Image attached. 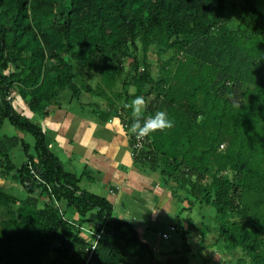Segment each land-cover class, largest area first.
Segmentation results:
<instances>
[{"label": "trees", "instance_id": "trees-1", "mask_svg": "<svg viewBox=\"0 0 264 264\" xmlns=\"http://www.w3.org/2000/svg\"><path fill=\"white\" fill-rule=\"evenodd\" d=\"M136 97L144 112L129 128L158 111L172 121L131 143L135 161L174 183L181 242L164 252L79 186L74 160L33 119L61 100L123 116ZM5 122L35 142L0 133V178L16 185L0 183V264H209L191 256L195 232L215 233L235 264H264V0H0ZM32 173L41 180L27 187Z\"/></svg>", "mask_w": 264, "mask_h": 264}, {"label": "crops", "instance_id": "crops-1", "mask_svg": "<svg viewBox=\"0 0 264 264\" xmlns=\"http://www.w3.org/2000/svg\"><path fill=\"white\" fill-rule=\"evenodd\" d=\"M14 99L19 110L29 113L20 95L14 96ZM144 106H141L139 113H125L122 116L109 110L98 113L91 106L82 107L61 100L48 108V116L34 114L33 119L45 127L48 141L54 145L53 150L61 152L68 160H74L76 165L73 168L78 175L84 176L79 186L82 188V183H88L90 189L106 196L114 204L115 216L132 222L142 237L154 243L157 251L164 252L177 248L181 242V233L168 230L169 225L178 223L180 204L172 192L174 183H164L159 170L153 169L145 161H135L136 157L133 156L131 143L136 131L135 126L128 128L127 122L141 118ZM65 207L66 203H61L63 211ZM77 218L71 220L76 222ZM93 228V225L85 226V237H88V230ZM164 233L169 234L168 239L163 236ZM200 234L197 232L194 235L199 237ZM194 235L189 236L191 256L196 255L192 247ZM210 237L214 238L212 246H221L215 233L205 237L202 234L200 252L202 242L205 244ZM215 251L218 255L224 252ZM211 259L216 261L215 258Z\"/></svg>", "mask_w": 264, "mask_h": 264}, {"label": "rangeland", "instance_id": "rangeland-1", "mask_svg": "<svg viewBox=\"0 0 264 264\" xmlns=\"http://www.w3.org/2000/svg\"><path fill=\"white\" fill-rule=\"evenodd\" d=\"M151 51H153V49L152 50L149 49V52H151ZM150 58L155 63L154 69H157L158 68V65H159V62L157 61V57L155 55H151ZM88 83H90L94 87V91H96V93L97 92L99 93V92L103 91V89H104V87L101 85L102 82H101V80L99 78H95V79L89 78L88 79ZM129 89H130L131 92L134 91V87L133 86L129 87ZM122 91L124 93V88H122ZM96 99L100 103H103V104H107L108 103V101L105 100L102 97L96 96ZM3 126H4V128L2 129L1 134H8L10 136L19 135L20 137L24 138L25 140H27L31 144V148H32L31 150H33V147L32 146L34 145L35 139H34V137L32 135L27 134V133L20 132L14 126H12L9 122H5ZM13 159H14V162L16 164L21 165L23 163V161L25 160L24 151L22 149H20V148L19 149H16L14 151V158ZM0 183L4 187L10 186V184L15 185L14 181L9 182L8 181V178H6V179L0 178ZM82 188H84L86 190H89V191H91L93 193L96 192V193L100 194L98 191L93 190V189H90L88 183H82ZM15 189H18V192H19L21 198H25L26 197L25 191H23L20 188H15ZM60 205H61V203H60ZM195 209L197 210L198 208L195 207ZM197 214H199V213H196L194 211V212L191 213V216L194 217L195 219L196 218L199 219V216ZM201 235L202 234H200L199 237L197 235H194V242L192 243V247H193V250H194L195 253L201 251V249H199L200 244H201V241H202L201 240L202 239L201 238ZM143 238H145V236H143ZM213 240H214V238L213 237H210V238H208L206 240V243L204 244V248L201 246V248H202V252H201L202 255L204 257L208 258L211 261V263H209V264H235L234 259L231 258V257H229V256H227L225 253H222L220 255L216 254L218 252L215 251V250L218 249V250H220L222 252V251H224V248H222L221 246H215V245L212 246L211 244L213 243ZM211 258H215L216 261H213L214 259L211 260Z\"/></svg>", "mask_w": 264, "mask_h": 264}, {"label": "clouds", "instance_id": "clouds-1", "mask_svg": "<svg viewBox=\"0 0 264 264\" xmlns=\"http://www.w3.org/2000/svg\"><path fill=\"white\" fill-rule=\"evenodd\" d=\"M133 104L135 105L134 113H139L141 106L144 104V100L142 97H136ZM171 126L172 121L167 118V114L163 111H158L153 117L144 120L142 125L137 123L134 131H136L137 136L142 137L148 135L150 132H155L158 129L163 130ZM127 127L129 128V125Z\"/></svg>", "mask_w": 264, "mask_h": 264}, {"label": "built area", "instance_id": "built-area-1", "mask_svg": "<svg viewBox=\"0 0 264 264\" xmlns=\"http://www.w3.org/2000/svg\"><path fill=\"white\" fill-rule=\"evenodd\" d=\"M135 140H136V147L139 148V147H141L142 144H143L144 136L139 137V136H137V134L135 133ZM31 179H32V180H28V181L26 182V186H27V187H32V186L34 185V182H35V181L40 182V180H41V176H40V174H38V173H32V178H31ZM172 228H173V226H171V225L168 226V230H172ZM163 236H164L165 238H167V237H168V233H164Z\"/></svg>", "mask_w": 264, "mask_h": 264}]
</instances>
